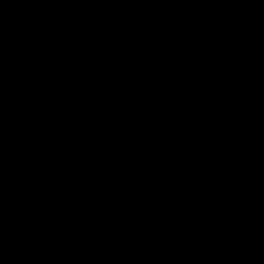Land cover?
I'll list each match as a JSON object with an SVG mask.
<instances>
[{
    "label": "trees",
    "instance_id": "1",
    "mask_svg": "<svg viewBox=\"0 0 264 264\" xmlns=\"http://www.w3.org/2000/svg\"><path fill=\"white\" fill-rule=\"evenodd\" d=\"M0 264H264V0H0Z\"/></svg>",
    "mask_w": 264,
    "mask_h": 264
}]
</instances>
